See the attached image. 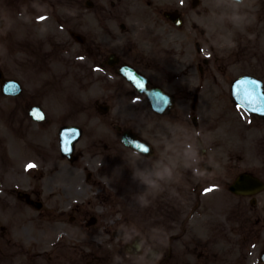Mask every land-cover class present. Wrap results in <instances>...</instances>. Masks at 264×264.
Instances as JSON below:
<instances>
[{"label":"flooded vegetation","instance_id":"af4514ba","mask_svg":"<svg viewBox=\"0 0 264 264\" xmlns=\"http://www.w3.org/2000/svg\"><path fill=\"white\" fill-rule=\"evenodd\" d=\"M241 42L244 43L242 52L236 56L241 62L264 59V41ZM53 45L50 47L49 42L48 48L44 50L46 45L42 42L35 52L38 66L41 64L45 67L42 72L48 71L53 61ZM145 46L143 53L122 55V58L115 59L116 64L113 65L109 61L110 53L101 49L98 65L103 72L117 74L121 61L140 69H143L141 65L145 61H151L157 70L164 71L167 54H172L171 48L174 46L178 66H184L185 63L192 66L202 54L200 50H203V54H211L212 65L210 60L202 59L204 66L197 64V71L202 79L214 78V68L218 67L216 64L219 57L208 39L145 41ZM145 64L150 66V63ZM189 70H192L191 67ZM258 73L254 75L264 81L263 74ZM203 83L202 80L197 87L199 92L205 88ZM24 109L25 104L21 103L19 110L24 112ZM240 136L239 154L228 148L221 149L220 146L215 150V144L203 150V155L198 149H187V144L183 148L164 150L162 162L171 166L176 174V197L170 213L164 214L156 223L158 233L154 235L151 232L144 238L146 253L150 249L158 252L154 261L145 264H237L232 263L230 258L231 244L235 240L239 241L237 237L244 244L255 238L264 248V120L245 115L241 120ZM241 175L250 176L263 186L259 185L256 194L248 197V181H245L242 184L243 194H234L230 187ZM209 185L217 189L202 195L201 190ZM131 235L130 238H134L138 234L132 231Z\"/></svg>","mask_w":264,"mask_h":264},{"label":"rangeland","instance_id":"374dc122","mask_svg":"<svg viewBox=\"0 0 264 264\" xmlns=\"http://www.w3.org/2000/svg\"><path fill=\"white\" fill-rule=\"evenodd\" d=\"M50 1L51 5H48V12L51 15L48 20L44 21L41 24V34H39V39L41 40H47L49 38H53L56 41H69L67 38L66 34V22L65 17H68L71 19V15H77L80 14L82 16L81 20L78 21H73L71 22L70 26L71 27H76L78 30L84 33V35L89 39V41H100L101 39L103 41H109L110 40V31H111V21L110 23L106 20L108 17L111 16V13L108 11H102L99 13L98 10H84L82 5L84 4L85 0H46ZM94 3L97 5L104 4V5H109L110 0H92ZM114 2H117V0H112ZM165 1L167 0H157V4H164ZM175 1V0H174ZM49 2V3H50ZM258 0H248L247 5H252V4H257ZM48 3V4H49ZM76 5H80L82 9H75ZM122 5L125 6H130V10L133 12L137 11H145V10H140L139 8L141 5L145 6L143 3H140L139 0H123L122 4H119L118 10H114L115 12H118V22L122 21H127L126 17L129 12L126 13L125 9L122 7ZM262 5V3H261ZM259 4V7H261ZM35 6V5H34ZM260 10V9H258ZM239 11H244L243 9ZM32 12L34 15H38L41 13L40 10L37 9H32ZM133 12V13H134ZM0 15L1 17L5 18V25L4 28L6 30L10 31V35L13 37L15 41H25L26 37L23 38V36H20L19 34L21 32L17 33V30L15 31V20L11 16V14H5L3 13V8H0ZM17 16V15H16ZM56 17H60L62 21L65 23L64 26L58 21H55ZM132 22V21H131ZM131 22H125L128 25L131 26V31L132 35L130 36V39L133 40L135 37L142 36V35H137V30L135 24L131 25ZM82 24V26H79V24ZM119 27L116 25L114 22V30H116V36H117V41H130L128 39V34H123L119 31ZM5 30V31H6ZM5 31H0V67L3 68V63L6 64V62L3 60H6L7 58L13 57L17 58V56H11L8 51L3 47V33ZM15 31V32H14ZM28 41V40H26ZM25 41V43H26ZM21 58V55H19ZM20 65L16 60H14L10 66H7V70L9 72V76L14 77L13 75H17L20 72ZM16 77V76H15ZM48 80V76L42 77V80ZM36 80L38 78L36 77ZM33 81V80H32ZM66 85H71L69 83H66ZM169 85V84H168ZM36 87L35 90L31 89L32 87ZM167 86V85H166ZM25 92L27 93L25 98L26 100H31L34 102L38 99L37 97V88H43L44 87V82L43 81H37L36 83L34 82H27L25 84ZM169 87V86H167ZM30 91H33L30 93ZM73 99L72 100H77L76 103L81 102L88 108V116L83 117V119H88L90 117L96 116L95 112L92 111L94 108L95 101L99 99V93L97 90H92L87 95L79 93V91H75L73 94ZM22 99H16L14 101H8L6 103V100H1L0 98V108L2 109V112L0 113V129H3V135H1L0 132V264H24L28 261L27 257H24L25 254L22 252H19L20 245L23 244V240L26 243L25 240V231L21 228L19 222L21 221H16L14 220L12 222V213L15 211V206L13 204V199L10 200V209L8 207V210H6L4 206V200L8 198V195L6 192L13 190L15 188V182L20 180L21 177L15 173L14 170H12L13 167H15V164H10L9 166L5 164L4 161V151L1 148V145H4L3 143L5 142V149H6V155L9 157L16 159V164L18 163H24L25 161H29L33 159L32 153L30 152V155L24 154V151L28 150L27 149V143L29 141H18L20 140V136L18 135L17 132V116L14 112H11V109L15 106V110L17 109L19 103L21 102ZM41 100V99H40ZM45 100V97L42 99ZM70 100V101H72ZM141 101H137V99H133L132 97L129 98L127 102H118L119 106L118 108L115 109L114 115L119 120L121 123L128 124L134 127V129L137 130L139 134H141L143 137L149 136L151 133H157L158 135L166 134L169 133L171 130V127L168 122L166 121H161L159 120L156 116L153 118L150 117L149 113L146 111L144 107L140 106ZM53 104V103H50ZM12 113V114H11ZM12 115V117H11ZM113 116V113L112 115ZM152 123L150 127L146 126V119L148 118ZM110 119V118H109ZM107 119L106 121H108ZM13 120H16L14 122ZM86 120L81 121L83 124H81L85 128V123ZM80 122V123H81ZM98 123V122H96ZM87 127V126H86ZM58 128V126H57ZM152 129V130H151ZM56 130V127L54 128V131ZM102 131H98L97 129L93 130V136L91 137L90 135L85 134V139L88 143H90V146L94 145L95 148L92 149L93 153H99L102 150H104V145L109 144L113 145L112 141V132L108 130V128H101ZM40 143H44L45 141L49 144L54 143L56 145V135H47L44 137H37ZM32 141V140H30ZM32 144V145H36ZM83 145V142L81 146ZM11 146L14 149V153L11 152ZM20 146V148H19ZM80 149V145L78 147ZM113 149H117L122 151L123 148L120 145H115ZM158 149H162L161 146L158 145ZM23 161V162H21ZM72 172V168L69 169L68 172L66 173H60L58 177H56V183H59L60 181L63 180L64 178V183H72L75 185H81L83 184L82 180L83 177L80 175V172ZM143 174V172L139 173ZM138 174V175H139ZM72 175V179H68V176ZM74 177V179H73ZM67 178V181H66ZM135 189V188H134ZM143 190V189H142ZM143 191L140 193V197L144 198L143 196ZM46 201L48 200L47 198H44ZM63 200L65 198L63 197ZM50 202V201H49ZM130 207H134V213L130 210ZM119 208L123 209L124 212H128L130 215L128 217L133 221L134 223H142V221L145 218V213H146V206L145 204H140L137 205L134 203V205H130L128 202H124L123 204L119 205ZM36 218V214L30 215L29 217H26V219L29 218ZM9 220L11 228H7L9 233L7 234L6 237L2 236V229L1 227H7L4 226L5 222ZM53 235V234H51ZM19 252V253H18Z\"/></svg>","mask_w":264,"mask_h":264},{"label":"clouds","instance_id":"9594fccd","mask_svg":"<svg viewBox=\"0 0 264 264\" xmlns=\"http://www.w3.org/2000/svg\"><path fill=\"white\" fill-rule=\"evenodd\" d=\"M235 5H240L243 0H234ZM233 22L237 26H242L246 20V17L240 14H235L232 16ZM173 177V169L167 165L157 164L148 176L138 175L134 173V178L140 179L142 183L146 185L147 188L156 190L160 187V182L165 180H171ZM143 199V198H141Z\"/></svg>","mask_w":264,"mask_h":264},{"label":"snow or ice","instance_id":"6c2138e0","mask_svg":"<svg viewBox=\"0 0 264 264\" xmlns=\"http://www.w3.org/2000/svg\"><path fill=\"white\" fill-rule=\"evenodd\" d=\"M128 79L129 80H131V81H133L134 83H135V86L139 89V90H143V81H142V79H138L137 78V76L136 75H134V74H132V73H128ZM248 83H250L252 86H253V89H256V88H258L259 86L256 84V82L255 81H251V82H248ZM254 95V92L253 91H249V90H246L245 91V97L246 98H250V97H252ZM159 101H162L164 104H167L168 103V101H167V99H165L164 97H159ZM253 110L255 111L256 109L255 108H253ZM135 147L136 148H140V149H142L143 151H145V152H147L148 151V149L146 148V146H143L142 144H140V143H137L136 145H135ZM28 167L29 168H32L33 167V165H28ZM212 189H206V191H211Z\"/></svg>","mask_w":264,"mask_h":264}]
</instances>
